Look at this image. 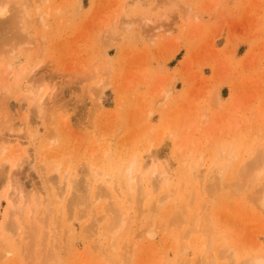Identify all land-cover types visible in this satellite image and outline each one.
Here are the masks:
<instances>
[{
  "label": "rangeland",
  "instance_id": "1",
  "mask_svg": "<svg viewBox=\"0 0 264 264\" xmlns=\"http://www.w3.org/2000/svg\"><path fill=\"white\" fill-rule=\"evenodd\" d=\"M3 4L9 10L0 18V152L9 142L21 146L18 152L9 147V166L0 156V227L9 192L10 198L17 196L13 200L40 197L43 205L35 209L32 229L57 222L56 228L66 215L72 233L65 224L59 237L52 226L45 232L55 233L54 238L35 235L21 220L26 240L15 238L12 246L19 249L0 264H113L109 260L118 263L125 248L131 251V264H177L180 248L187 264H207L222 247L230 249L234 264L256 257L264 262V211L255 202L260 196L255 191L264 186V0H0ZM24 87L36 90L37 100L43 98L42 118ZM155 151L152 163L149 156ZM135 155L147 164L142 168L145 182L155 167L170 170L171 190L184 185L188 166L195 176L203 173V193L194 191L195 198H187L189 185L181 195L187 199L183 202L193 201V214L194 201L201 200L198 193L204 197L199 201L203 215L210 213L199 235L188 237L191 248H184V235L196 225L178 216L170 202L152 217L153 223L134 220L130 205L132 227L122 232L118 249L107 259L105 211L119 210L108 198L89 203L95 192L105 191L99 184L105 175L121 174ZM246 172L259 175L251 185L242 178ZM64 174L76 179L72 193L60 178ZM246 183L241 194H233V186ZM149 184L143 185L148 193L153 191ZM51 188L65 193L60 212L49 217L46 191L51 197ZM208 190L212 197L206 198ZM160 191L150 192L148 199L164 195L163 184ZM147 200L139 196V214ZM80 210L87 216H79ZM41 212L48 223L40 221L46 218ZM205 225L211 227L210 250L202 246L206 236L200 237ZM144 229L153 236L142 238ZM217 258V264L227 261Z\"/></svg>",
  "mask_w": 264,
  "mask_h": 264
},
{
  "label": "bare ground",
  "instance_id": "2",
  "mask_svg": "<svg viewBox=\"0 0 264 264\" xmlns=\"http://www.w3.org/2000/svg\"><path fill=\"white\" fill-rule=\"evenodd\" d=\"M4 5V4H3ZM6 5H4V6H0V18H4V17H6V15L8 14V10L9 9H6L7 7H5ZM8 6V5H7ZM5 20V19H4ZM7 20H9L8 19V16H7ZM3 23H4V21H3ZM99 84V83H98ZM100 85V84H99ZM98 85V86H99ZM103 85H105V84H102V86ZM106 86V85H105ZM4 88V87H3ZM99 88H101L100 86H99ZM26 89V90H25ZM36 89V88H35ZM103 89V88H102ZM5 90V89H4ZM24 90L27 92H29L32 96H31V98L29 99V101H30V103H31V107H33L34 109H36V112H37V115H38V117L39 118H42V111L44 110L43 109V107L45 106L44 105V101H43V98L42 99H40V97H39V99L38 100H40V101H38L37 100V97L35 96V91H33L32 89H30V88H25L24 87ZM101 90V89H100ZM0 91H2V90H0ZM37 92V91H36ZM99 92H101V91H99ZM27 95H28V93H27ZM28 98V97H27ZM26 99V98H25ZM41 100H42V102H43V105H42V103H41ZM32 104H33V106H32ZM43 106V107H42ZM28 118V117H27ZM27 121L28 120H26V122H25V124L24 125H28V123H27ZM165 128V127H164ZM166 129V128H165ZM199 131V130H198ZM39 132H38V129L36 128L35 129V131L33 132V135H31L29 138V140L31 141V144L37 139L36 138V136H37V134H38ZM35 134V135H34ZM162 136V135H161ZM27 139V138H26ZM17 140V139H16ZM8 143V142H7ZM29 143V142H28ZM0 144H1V142H0ZM3 144H5L6 145V143L4 142ZM10 146H15V148H16V151L18 152L19 150H20V143L18 142V141H16L15 143H8L7 145H6V147H3V148H1V152H0V156H6L7 154V152H9V147ZM178 147V146H177ZM151 148H153V146L151 147ZM151 148H149V152H151L152 150H151ZM155 150V149H154ZM26 154H28L27 153V151H24V155L25 156H27ZM158 155H157V153H156V151H155V153L154 154H150V156H149V158H150V160H151V162L153 163L157 158ZM7 157V156H6ZM5 157V159L3 160L4 161V163L5 164H7V166H9L10 165V163H12L11 161V159L12 158H10V157H7L6 158ZM27 157H29V156H27ZM25 158V157H24ZM22 159H19L17 162H15V163H13V164H11V165H13V166H11L12 168L11 169H13V167H14V169H15V167H18V162H20ZM53 160V159H52ZM13 162H14V160H13ZM17 163V164H16ZM9 164V165H8ZM255 164V163H254ZM20 165H22L21 163H20ZM19 165V166H20ZM123 166H124V164H123ZM254 166V165H253ZM256 166H257V164H256ZM5 167V166H4ZM3 167V168H4ZM3 168H1V170L3 169ZM115 168H117L116 166H115ZM142 168H143V170H144V168L146 169V168H148L147 167V164L146 163H144L143 162V160L142 159H139V157H136V155H135V157H133V160L131 159V162H130V164L129 165H126L125 166V168L122 170V172H121V174H118V175H114V174H112V173H109V174H107V175H105V178L102 180V181H100V183L99 184H103L104 185V190L105 191H101V192H98V193H94L93 194V196H92V198H91V201H90V203H89V206L90 205H94V204H98V203H101L102 202V200H104V199H106V198H108V200L112 203V204H114V205H116L117 206V209L119 210V211H115V209L113 208V209H109V211L107 210V211H105V212H107L106 213V215L104 216L105 218H107L108 217V215H109V225H107L106 226V232H107V235H108V237H109V249L108 250H106V252H105V255H107V259H109V258H111L110 256H112V253H114L115 251H116V248L118 249V244H116V242H117V239L121 236V234H122V232L125 230V229H127L128 227L130 228V226L132 227V223H131V209H130V205L133 207V212H134V220H139V219H143V221H145V220H148L149 222L151 221L152 223H153V221H152V217H154L155 215L156 216H158V214L160 213V211H161V209H162V205L163 204H165L167 201L168 202H170L171 204V207L173 208V209H175V210H178V211H176V212H178L177 213V215L178 216H183V217H187V219L186 220H188V223H192V225H193V223H195V228H192V229H190V230H193V231H187V233H185V235H184V238H185V240H186V242H187V246L188 247H186V246H184V248L185 249H189V248H191L192 246H193V242L190 240V238H188L190 235H193L192 237H194V234L196 233L197 234V232L199 231V228L200 227H202L201 226V224L203 223V221L205 220V219H207V221L210 219V218H208V215L210 214V213H207V214H204L203 215V213H205V208L203 207V206H201L200 205V202L199 201H201V200H203L204 199V197H200V195L203 193L202 191H201V189L199 190V188H200V186H201V180H203V179H199V177H200V175H202V177L204 176L203 175V173L202 172H197V173H199L198 175H196V176H198V177H196L194 174V168L193 167H191V166H188V170H190V172H189V174H187V176H185V174H184V176H183V178L182 179H184V177H188V179L187 180H182V182L184 181V185H182L181 184V186L179 185V186H177V187H175L174 189H170L169 187H170V182H171V171L170 170H168L167 168H165V167H163V168H154L152 171H150V173H148L147 174V182H150V180H153L154 179V182H150V184L149 183H147V182H145V178H143V176H142V172H143V170H142ZM54 172H57L58 171V168H56V169H54L53 170ZM204 172V171H203ZM68 173V172H67ZM196 173V174H197ZM202 173V174H201ZM216 173H219V174H222L221 173V169H217V172ZM247 173V175H248V172H246ZM69 174V173H68ZM68 174H64L63 176H61L60 178H62L63 179V181H66V183L68 182V191L70 192L71 190H73V188H72V186L73 185H75L74 183V181L76 180V179H72V180H70L69 178H70V175H68ZM218 174V175H219ZM245 174V173H244ZM255 174V173H254ZM41 175V174H40ZM207 175V174H206ZM246 175V176H247ZM93 176H99V174L97 173V172H94L93 173ZM208 176V175H207ZM246 176H244V177H242V178H245L246 180H248V182H249V184L251 185V183H252V181L251 180H253L254 179V177L255 176H259V175H248L247 176V178H246ZM181 177V176H180ZM216 177V176H215ZM2 178H3V176H2ZM6 178V177H5ZM4 178V179H5ZM9 178V177H8ZM75 178H77V177H75ZM94 178V177H93ZM205 178H206V176H205ZM117 179L118 180H120V183H119V185L117 184L118 182H117ZM218 179H219V177H218ZM221 179V178H220ZM239 179H241V178H239ZM5 180H7V179H5ZM52 180V179H51ZM92 180V179H91ZM181 180V179H180ZM208 180H209V178H208ZM217 180V179H216ZM237 180V179H236ZM221 181V180H220ZM239 181V180H238ZM241 181V180H240ZM243 181H244V179L242 180V183H243ZM255 181V180H254ZM9 179H8V181H7V183L9 184ZM90 182V181H89ZM186 182H188V183H186ZM209 182V181H208ZM247 182V181H246ZM247 182V183H248ZM47 183V182H46ZM153 183V184H152ZM154 183H155V185H154ZM247 183L246 184H243L242 186H231L233 189H234V193L232 192L233 190L232 189H230L231 190V192L233 193V194H241L242 193V189L241 188H246V186L248 187V185H247ZM146 184H149L150 185V187H152L151 189L154 191V193L155 192H161L160 191V186H161V184H163L164 185V191H165V193H164V195H160V196H154V198H152V199H148V196H150L152 193H153V191H150L151 192V194H150V192L148 193V192H146L145 191V188L143 187V185L145 186ZM238 184V182L236 183V185ZM240 184V183H239ZM133 185H135V187L136 188H133ZM191 187H190V186ZM215 185V184H214ZM214 185H212V187L214 186ZM218 185H219V183H218ZM246 185V186H245ZM262 185H264V184H262ZM190 187L189 189H190V192H191V194L189 193L188 194V197L187 198H192V199H194L195 198V196H194V191L196 192V191H201V194H200V192H199V194L198 193H196L198 196H196V198L197 197H199L201 200H198V199H196L197 200V202L196 201H194L195 202V204L197 203V205H195V207H193V214H192V212H191V210H192V202L193 201H191L190 199V201H191V203H185V202H183L184 200H187V199H184L183 200V197L181 196L182 195V193H183V190H185L186 189V187ZM216 186H217V184H216ZM216 186H215V188H216ZM259 186V185H258ZM8 187H10V186H8ZM74 187V186H73ZM147 187V186H146ZM150 187H148V188H150ZM230 187V188H231ZM49 188V187H48ZM147 188V189H148ZM184 188V189H183ZM205 188H207V189H210V187L208 188V187H205ZM260 190H258V191H255V195H256V193H258L257 195H260V196H258L259 198L258 199H256L255 200V202L258 204V207L260 208V210L262 209L263 211H264V186H262L261 187V185H260ZM8 189V188H7ZM10 189V188H9ZM74 189H75V187H74ZM207 189H206V191H207ZM11 190V189H10ZM43 190H44V188H43ZM49 190L50 189H48L46 192V194L48 195V199L50 200H47V201H49V206H48V204H46V206H48V207H46V211H45V214H47V215H49V214H53L54 213V211H55V214L57 215L58 213H56V212H60V205H61V203H62V198H63V196H64V193H65V191H56L55 189L52 191V188H51V191H52V195H51V197H50V192H49ZM149 190V189H148ZM211 190V189H210ZM214 189H212V191H213ZM219 190V189H218ZM217 190V191H218ZM254 190H256V189H254ZM9 191V190H8ZM7 191V192H8ZM45 191V190H44ZM209 191V190H208ZM216 191V189L214 190V192H217ZM6 192V193H7ZM20 193H21V190L19 191ZM19 192H17V195H19ZM49 192V193H48ZM69 192H67L68 194H69ZM245 192V191H244ZM247 192V191H246ZM254 192V191H253ZM9 193V192H8ZM8 193H7V195H5V201H6V208H5V210H4V213H3V222L1 223L2 224V227H0L1 228V233H0V247L2 248V251H1V253H0V261H3V260H6L9 256L11 257V255H13V254H15L16 253V249L18 248H14L13 246H12V241H13V243H14V239L16 238H18L19 240H20V242H23V241H25L26 239H25V237H24V235H25V233H24V228H22V227H24V226H22L23 225V223L24 222H22L23 220H25V222L26 223H29L30 224V226H29V228H30V230L28 229V231H31V229L33 228V226H31L32 224L31 223H33L37 218H36V214L35 215H33L34 214V212H35V209H36V207H38V203L40 202L39 200H38V198H40L38 195V197L36 198V197H34V198H32L31 200H26L25 198H23L22 196H20L19 198H17V199H15V200H13L15 197H17V196H15L14 198H13V196H11L12 198H10V196L8 195ZM10 193H11V191H10ZM45 193V192H44ZM70 193H72V192H70ZM162 193V192H161ZM211 192L209 191L208 192V194H210ZM207 194V193H206ZM207 194V195H208ZM212 194V193H211ZM211 194H210V196H207L206 198H208V197H212L211 196ZM236 194V195H237ZM247 194V193H246ZM44 195V194H43ZM155 195H157V194H155ZM159 195V194H158ZM214 195V194H213ZM249 195H251L250 193H249ZM254 195V194H253ZM139 196H140V198H142V199H145V200H147L146 202H147V204H146V206H144V209H145V212H147L146 214H144L145 212L144 211H142L141 213H142V215H141V213L139 214V209H140V207H139V202L141 201H139ZM142 196V197H141ZM183 196H184V194H183ZM203 196V195H202ZM4 197V196H3ZM71 197V196H70ZM151 197V196H150ZM149 197V198H150ZM185 197V196H184ZM248 197H250V196H248ZM248 197H247V199H248ZM251 197H254V196H251ZM43 198H44V196H43ZM188 200V201H189ZM249 200V199H248ZM189 201V202H190ZM254 201V200H253ZM199 202V203H198ZM202 202H204V200L202 201ZM201 202V203H202ZM41 204H42V202H40ZM124 203H128L127 205H125ZM183 203H185V204H183ZM255 203V206L257 205ZM79 204H80V206H82L84 209H86V211H90L89 210V206L88 207H86L85 205V201L84 200H80L79 201ZM252 204V203H251ZM253 204H254V202H253ZM43 205V204H42ZM41 205V206H42ZM253 206V205H252ZM53 207H56L55 209H52ZM257 207V206H256ZM50 208V209H49ZM180 210V211H179ZM36 211H39V209L38 210H36ZM92 211V210H91ZM94 211V210H93ZM92 211V212H93ZM88 212H85V213H88ZM92 212H90V213H92ZM38 213H40V212H38ZM42 213V212H41ZM44 213V212H43ZM42 213V214H43ZM63 213H65V212H62V214ZM79 213L80 214H78L79 216H87V214H84V211L82 212V210H80L79 211ZM89 213V214H90ZM60 214V213H59ZM65 214H67V213H65ZM93 214V213H92ZM40 215V214H39ZM44 215V214H43ZM111 215H113V216H111ZM144 215V216H143ZM146 215V216H145ZM264 215V214H263ZM53 216H54V214H53ZM60 216V215H59ZM65 217V219H64V221H61L60 223H59V226L57 227L56 226V228H58V229H56L54 226L57 224V222L56 223H54L55 225L54 226H52V225H49V224H45V222L46 223H48L49 221H47V219L49 218V217H51L50 215H49V217L48 216H43V217H46L44 220H41L40 219V221L42 222V221H45V222H42V224L44 223L45 224V226L46 227H40V226H37V225H35V228H36V230H34V229H32V230H34L35 231V235H37L36 233L38 232L39 234L41 233V234H43V236H47V237H49L50 238V236H51V234H52V232H50L49 233V235H48V233H46L45 232V230L46 229H48L49 230V226H52L51 228H53L52 229V231H54V229H55V231L56 230H58L57 231V235H58V237L62 234V231L61 230H59V227L60 228H62L63 226H65V224H67V217H66V215H64ZM88 216H90V215H88ZM37 217H39L38 215H37ZM103 217V218H104ZM54 219L56 218H58L57 216H55V217H53ZM22 220V221H21ZM63 220V219H62ZM51 221V220H50ZM68 221H69V219H68ZM89 222V221H88ZM91 222V221H90ZM147 222V221H146ZM187 222V221H186ZM131 223V224H130ZM148 223V222H147ZM28 224V225H29ZM51 224V223H50ZM53 224V223H52ZM207 224V223H206ZM189 225H191V224H189ZM152 228V224H150V223H148L147 224V227L148 228H150V227ZM67 233L68 234H70V233H72V224H67ZM192 227V226H191ZM205 227H207L208 228V230H207V228L206 229H204V230H202L203 232V234H201V236L200 237H204V236H206V239H204L205 240V242L204 241H202V246H204V247H206V246H208L209 245V249L208 250H210V248L212 247V244H214V242L212 241L211 242V240H210V238H208L209 236H211L210 234H209V231H210V229L209 228H211L209 225L207 226V225H205ZM23 230H22V229ZM148 228H145V229H147L148 230ZM144 229V230H145ZM153 229V228H152ZM212 229H213V227H212ZM211 229V230H212ZM144 230H142V231H144ZM147 230H145L144 232H145V234H142V238H143V236L145 235V236H148V238H151L153 235H152V233L151 234H148V231ZM54 231V232H55ZM142 231H140L139 233H141ZM152 231V230H151ZM201 231V230H200ZM208 231V232H207ZM206 233H208L209 235H207ZM54 235H55V233H53ZM54 235H52L51 237H53ZM199 235V233L197 234V236ZM138 236H141V234H139ZM46 237H44L43 239H45ZM54 238V237H53ZM55 238H56V236H55ZM147 238V237H146ZM15 239V240H16ZM153 239V238H152ZM181 239H183L182 237H181ZM180 239V240H181ZM191 239H194V238H191ZM208 239V240H207ZM226 239V238H225ZM45 240H47V238L45 239ZM56 241H59V239H55ZM149 240V239H148ZM179 240V241H180ZM202 240H203V238H202ZM222 240L224 241V243H225V241H226V243H227V240H224V238H221V242H222ZM18 241V240H17ZM16 241V242H17ZM44 241V240H43ZM149 242H151V241H149ZM185 242V241H184ZM56 243V242H55ZM223 243V244H224ZM225 243V244H226ZM50 244V243H49ZM57 244H59V242H57ZM15 245V244H14ZM21 245V244H20ZM131 245V248H129V249H132V247H135V244H130ZM56 246V245H55ZM21 247V246H20ZM46 247V246H45ZM44 247V248H45ZM59 247L60 246H57V248L59 249ZM130 247V246H129ZM174 247V246H173ZM203 247V248H204ZM225 247V246H224ZM226 247H227V244H226ZM41 248V247H40ZM221 248V247H220ZM19 249V248H18ZM128 249V248H127ZM217 249H219V248H217ZM231 249H232V247H231ZM44 250V249H43ZM51 250V249H50ZM132 250H134V248L132 249ZM181 250H182V248H180V251H179V255H178V258H179V262L177 263V264H187V261L185 260V259H183L182 257H181V255H182V252H181ZM230 249H225V248H223L222 247V250H218L217 252H219V254L217 255V254H215L214 256H216V257H214L213 259H211L212 257H210L209 256V254L206 252V257H208L209 256V260H208V263L210 262V264L212 263H214V264H217L216 262H215V260L216 259H218L217 257H219V255H220V260H221V257H223L224 259H225V257L227 258V261H225V263L224 264H234L235 262L234 261H232L233 260V256H232V253L230 254L229 252H231V251H229ZM125 251H126V253L128 252L127 250H126V248H125ZM216 251V250H215ZM41 252H43V251H40V253ZM49 252V250H48V248H47V253ZM40 253H39V255H40ZM126 253L124 254V257H122V259H123V261H122V259H120L119 260V262L118 263H116V261H114V260H109V263L110 262H112L113 264H123V262L126 260L128 263H130L131 264V258H132V256H130V254L129 253H131V251L130 252H128L127 253V255H126ZM205 253V252H204ZM115 254V253H114ZM129 254V255H128ZM132 255H133V251H132ZM208 255V256H207ZM134 256V255H133ZM205 257V258H206ZM12 258V257H11ZM258 257H256V260H253L252 258H250V260L249 261H247L248 259H246L245 261H247V262H244L243 261V263L242 264H262V263H264L263 262V258L262 257H260V258H262V259H257ZM207 263V264H208ZM160 264H171V263H169V262H165V261H160ZM220 264V263H219ZM223 264V263H222ZM237 264H240V263H237Z\"/></svg>",
  "mask_w": 264,
  "mask_h": 264
}]
</instances>
